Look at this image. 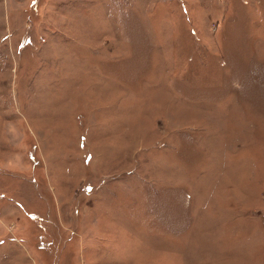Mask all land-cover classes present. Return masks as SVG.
Instances as JSON below:
<instances>
[{"label": "rangeland", "instance_id": "374dc122", "mask_svg": "<svg viewBox=\"0 0 264 264\" xmlns=\"http://www.w3.org/2000/svg\"><path fill=\"white\" fill-rule=\"evenodd\" d=\"M0 264H264V0H0Z\"/></svg>", "mask_w": 264, "mask_h": 264}]
</instances>
